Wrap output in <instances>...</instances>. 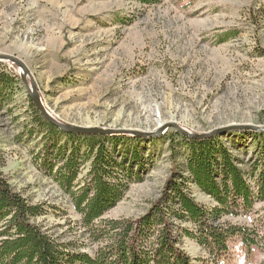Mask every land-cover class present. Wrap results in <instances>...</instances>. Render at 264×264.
Segmentation results:
<instances>
[{"label":"rangeland","instance_id":"rangeland-1","mask_svg":"<svg viewBox=\"0 0 264 264\" xmlns=\"http://www.w3.org/2000/svg\"><path fill=\"white\" fill-rule=\"evenodd\" d=\"M0 55L28 68L48 114L64 126L145 134L169 124L191 134L232 125L264 128V0H164L150 7L136 0H0ZM3 69L19 83L0 104V170L15 192L45 206L36 225L78 251L93 252L71 199L39 167L50 133L37 125L22 71L8 61L0 62ZM175 131L140 138L154 166L105 219L145 215L172 173H181L170 139ZM248 132L258 133L220 138ZM234 152L246 161L251 155ZM192 193L212 205L197 189ZM226 220L264 233V203ZM182 247L192 264H215L193 241L184 239ZM230 248L220 264H264V251L247 257L237 244Z\"/></svg>","mask_w":264,"mask_h":264},{"label":"trees","instance_id":"trees-1","mask_svg":"<svg viewBox=\"0 0 264 264\" xmlns=\"http://www.w3.org/2000/svg\"><path fill=\"white\" fill-rule=\"evenodd\" d=\"M136 1L150 7L164 0ZM18 83L9 69L0 70L1 105L12 98ZM31 107L37 125L51 139L37 156L39 167L71 199L81 228L96 250L78 251L74 244L44 232L34 220L46 215L45 206L32 205L15 192L0 170V264H192L182 247L184 239L196 243L215 264L229 257L234 243L247 257L254 250L264 251L261 227L226 220L264 203L263 133L195 141L175 131L170 139L181 159L177 167L181 173H172L161 197L145 215L105 219L154 166L151 154L145 155L146 147L141 148L142 140L126 135L65 134ZM55 136L62 138L57 141ZM246 136L252 143L243 144ZM231 149L251 154L250 158L243 160ZM87 166L88 174L80 179ZM194 188L212 205L197 202Z\"/></svg>","mask_w":264,"mask_h":264},{"label":"water","instance_id":"water-1","mask_svg":"<svg viewBox=\"0 0 264 264\" xmlns=\"http://www.w3.org/2000/svg\"><path fill=\"white\" fill-rule=\"evenodd\" d=\"M2 61H8L11 62L13 65L17 66L21 71V80L25 84L27 91L30 95V99L32 101V104L37 109V111L42 115L44 120L58 128L59 130L67 133V134H74V135H82V136H91V135H101V136H117V135H126L131 137H139V138H147V137H159L165 133L167 129H174L176 130L181 136L186 137L191 140L195 141H202V140H210L215 137L224 136L229 132L232 131H253L258 133H264V128H260L257 126H250V125H232L227 126L219 129H215L209 133L206 134H191L185 129L181 128L177 124H169L165 126V128L158 131L156 134H145L138 131H131V130H114V129H104V128H80V127H70V126H64L57 122L54 118L48 114L44 103L42 101L41 95L38 92V88L36 83L33 80V77L28 70V68L17 58L12 56H4L0 55V62ZM28 78L31 80V84L28 82Z\"/></svg>","mask_w":264,"mask_h":264}]
</instances>
